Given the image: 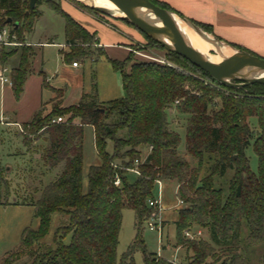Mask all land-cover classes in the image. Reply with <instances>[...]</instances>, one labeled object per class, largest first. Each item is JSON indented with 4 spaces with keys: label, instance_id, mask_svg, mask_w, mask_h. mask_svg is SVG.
<instances>
[{
    "label": "trees",
    "instance_id": "16d2710c",
    "mask_svg": "<svg viewBox=\"0 0 264 264\" xmlns=\"http://www.w3.org/2000/svg\"><path fill=\"white\" fill-rule=\"evenodd\" d=\"M151 1L180 14L163 2ZM57 14L65 20L69 51L63 53L64 61L91 60L96 33L62 11ZM38 16L37 9L32 13L29 7L23 9V0H0V29L11 26L21 44ZM9 19L12 24H7ZM191 21L213 34L211 26ZM21 47L19 65L11 74L18 97L31 73V48ZM19 48L0 49V64L5 65ZM98 51L99 56L106 55ZM169 57L168 64L136 62L131 54L124 61L108 58L121 75L124 97L103 103L95 93H84L77 105L56 106L47 116L35 114L28 133L46 138L41 163L60 172L31 202L38 228H26L20 245L0 264H135L138 251L145 264H171L150 255L141 234L143 223L158 213L150 206L158 181L177 184L183 207L175 221L176 247L185 251L188 264H264V86L229 87L188 60L173 53ZM43 85L47 87L45 81ZM170 111L185 118L184 154L181 133L171 128ZM64 116H68L64 123L52 124ZM253 118L255 127L250 124ZM85 127L94 129L101 161L90 167L87 189L83 183ZM250 146L257 157V173L247 156ZM143 151L147 157L138 167L140 175L130 181L134 174L125 169L133 168ZM114 165L121 169L116 171ZM116 175L122 180L120 187L114 185ZM125 210L135 213L136 237L118 260ZM55 214L61 222L48 243ZM195 228L206 231L209 239H187L185 232Z\"/></svg>",
    "mask_w": 264,
    "mask_h": 264
},
{
    "label": "rangeland",
    "instance_id": "374dc122",
    "mask_svg": "<svg viewBox=\"0 0 264 264\" xmlns=\"http://www.w3.org/2000/svg\"><path fill=\"white\" fill-rule=\"evenodd\" d=\"M29 4L30 0H23V9L26 10ZM69 8L81 10L113 30L131 31V34L135 36L130 46L132 52L130 54L134 61L156 62L153 59L155 58L170 62L169 53L165 49L152 46L138 30L117 17L93 12L91 8L76 0H38L35 9H37L39 16L25 38L31 44L27 46L32 51V56L29 59L31 75L27 79L24 93L18 97L14 92L19 99L14 97L13 91L8 89L2 104V92L0 90V120L3 109L9 111L5 114L6 117L17 113L22 120L29 121L35 116L36 111L47 116L53 113L56 106L59 108L71 107L60 102L62 92L58 89H62L66 97L74 96L79 90L88 94L95 93L102 102L124 97L121 75L113 69L109 61V59L122 61L118 58L121 56L120 54H116L114 51L115 53H108L107 57L99 56L98 50L102 49L95 45L92 59L79 62L77 69L64 61L60 52L69 51L68 47L65 48V20L57 13L62 11L69 15L67 11ZM7 28L10 30L11 26H7ZM107 40H109L108 37ZM53 42V45L42 46V44ZM7 50L14 51L15 49ZM21 52L22 47L5 65L11 68L19 65ZM258 57L264 58V56ZM43 80L48 87L42 85ZM169 114L171 128L181 133V154H184L185 118L179 116L176 111H170ZM63 118L66 121L68 116ZM32 121L33 119L24 125L22 124L27 129L25 134L16 133L14 129H7L0 124V261L8 252L15 250L20 245L22 233L26 228H38L39 220L35 217V209L31 202L40 196L42 188L60 172L59 169L53 171L45 169L41 163V156L48 146V142L45 137L37 138L39 136H31L28 133L29 124ZM250 124L255 127L256 119H251ZM24 137L30 138L25 140ZM22 141L27 145L25 148ZM21 153L25 154L26 157ZM146 153L143 151L142 156H145ZM247 156L250 160L251 170L257 173L258 161L252 146L248 148ZM83 157V183L84 189H87V175L90 167L99 165L101 162L95 148L94 131L90 127L84 129ZM8 167L11 169L7 170ZM136 177V175H131L130 181H134ZM16 188L21 189L22 195L13 192L12 189ZM160 193L163 197L162 210H157V215L150 220L156 219L155 222L159 224L162 222L164 229L163 231H152L148 226L149 221L143 223L141 234L146 250L150 255L165 259L167 262L176 261L178 264H188L185 251L182 248H176L175 221L179 210L183 207L178 196L177 184L167 181L163 182L161 188L157 185L155 198H158ZM22 203L26 204L22 205ZM60 219L61 217L57 214L52 216L49 235L46 239L48 243L52 241L55 230L61 222ZM135 224V213L132 210H125L117 248L118 260H121L128 247L135 240ZM198 230L201 229L195 228L192 229V232L195 233ZM201 231L203 233L202 238L208 240L207 232ZM69 241L70 237H67L65 243L67 244ZM208 262V264H214L211 261ZM134 263L145 264L141 251L135 254Z\"/></svg>",
    "mask_w": 264,
    "mask_h": 264
},
{
    "label": "crops",
    "instance_id": "0c3cea01",
    "mask_svg": "<svg viewBox=\"0 0 264 264\" xmlns=\"http://www.w3.org/2000/svg\"><path fill=\"white\" fill-rule=\"evenodd\" d=\"M158 1L169 5L171 8L182 14L185 18H188L200 24L211 26L213 34L215 33L216 35L215 34L214 35L220 38L221 40L225 42H229L231 44H235L241 48L253 52L257 56H264V0H158ZM67 11L73 19H75L78 23H80L90 33H96L98 40L97 47L101 48L105 52L106 57L108 53L110 54L116 52V54L121 55L118 58L124 61L130 55V53H132L130 46L135 36L134 34H131L132 33L131 31L113 30L110 27L104 25L103 23L94 20L91 16H88L87 14L76 8H69V10ZM107 37L109 38V40H107ZM27 43L30 44L29 42ZM53 44L54 42L49 44H42V46L53 45ZM66 47L67 45L65 42V48ZM65 52L66 51L63 50L60 53L63 55V53ZM71 65L73 66L72 63ZM0 66L8 67L11 70V74H12V70L14 68L2 64H0ZM78 67H74V68L77 69ZM8 89L13 91L14 97H16L13 87L5 88L3 92L1 91L2 104L4 103V98L6 95L5 93L7 92ZM58 90H61L62 95L60 99L61 102L65 103L66 106L77 105L80 99L82 98L83 94L85 93L84 91L79 90L78 93L74 94V96L66 97L62 89H58ZM23 93H24V89L22 94ZM8 112L9 111H5L3 109L2 115L5 118H8L11 122H17L23 125L24 123L30 122L34 117L33 116L32 119L29 121L22 120L20 117H18L17 113L8 115L6 117L5 114ZM36 113H38V111H36ZM1 126L7 129H14L16 133L19 132V130L16 127L4 126L2 124ZM22 143H23V147L25 148L27 145L24 143V141H22ZM21 154L24 157H26L25 154L23 153ZM10 169L11 167L7 168V170ZM12 190L14 193L16 194L20 193L22 195V191L20 188H16ZM9 194H11V192H9ZM24 204L26 203H22V205ZM179 248L180 247H178L177 249Z\"/></svg>",
    "mask_w": 264,
    "mask_h": 264
},
{
    "label": "water",
    "instance_id": "95a60500",
    "mask_svg": "<svg viewBox=\"0 0 264 264\" xmlns=\"http://www.w3.org/2000/svg\"><path fill=\"white\" fill-rule=\"evenodd\" d=\"M38 0H30L29 10L34 12ZM92 10L117 17L136 30L158 43L168 53L176 54L192 65L208 74L216 82L229 86H264V58L252 55L238 49L228 42L219 39L212 33H208L180 14L164 9L151 0H107L116 10L97 7L79 0ZM9 19L7 24H12ZM179 23L185 24L202 40L209 42L217 51L230 49V56H223L221 61L215 63L211 59L194 49L184 38ZM18 27V24H14ZM211 55L215 52H211ZM238 82L239 84H236Z\"/></svg>",
    "mask_w": 264,
    "mask_h": 264
},
{
    "label": "built area",
    "instance_id": "2783aa9c",
    "mask_svg": "<svg viewBox=\"0 0 264 264\" xmlns=\"http://www.w3.org/2000/svg\"><path fill=\"white\" fill-rule=\"evenodd\" d=\"M23 45L30 46L31 44H28L27 42L25 44H21L20 42H18L16 33L13 32L11 29L9 30L7 28V26L0 29V49L18 48V47H21ZM153 59L160 64H168V62L164 59H155V58H153ZM73 66L78 67L79 64L74 63ZM8 87H10V88L13 87L11 70L6 66H0V90L3 92L5 90V88H8ZM0 122L4 126L16 127L20 133L25 134V132L27 131V129L22 124L17 123V122H11L8 118H5L3 115L1 116ZM64 122H65V120L62 117H59V118L52 120V124H62ZM146 157H147V153L140 160H136L134 162L133 168H129V169H125V170L127 172L134 174V175H137V176L140 175L138 167L141 163L144 162ZM114 168L116 171L121 169L118 165H114ZM121 184H122V180H121L120 176L116 175L114 185L117 187H120ZM157 184L161 188L163 182L158 181ZM162 199H163L162 193H160L158 198H155L154 200L150 201V206L152 208H154L155 210H162ZM181 204H182V202H181ZM155 220L156 219L149 220V223H148L149 229L152 231H163L162 222L159 224V223L155 222ZM202 236H203V233L201 230H198L195 233H193L192 231H186L185 232V237L189 240H199L202 238ZM171 264H178V262L171 261Z\"/></svg>",
    "mask_w": 264,
    "mask_h": 264
},
{
    "label": "bare ground",
    "instance_id": "6f19581e",
    "mask_svg": "<svg viewBox=\"0 0 264 264\" xmlns=\"http://www.w3.org/2000/svg\"><path fill=\"white\" fill-rule=\"evenodd\" d=\"M88 4H94L97 7L108 8L115 11L116 8L109 3L107 0H79ZM180 30L185 38V40L196 50L207 55L211 61L218 63L221 61L223 56H230L232 51L230 49H223L222 51H217V49L210 45L209 42L202 40L196 33H194L189 27L183 23H179ZM211 52L215 54L211 55Z\"/></svg>",
    "mask_w": 264,
    "mask_h": 264
}]
</instances>
